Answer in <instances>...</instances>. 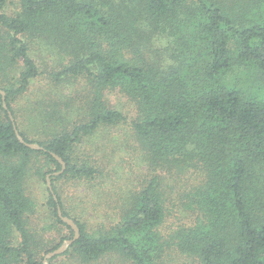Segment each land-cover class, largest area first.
<instances>
[{
	"label": "trees",
	"instance_id": "16d2710c",
	"mask_svg": "<svg viewBox=\"0 0 264 264\" xmlns=\"http://www.w3.org/2000/svg\"><path fill=\"white\" fill-rule=\"evenodd\" d=\"M8 2L0 264H45L73 238L58 205L80 237L49 264H264V0H20L13 13ZM112 91L134 115L112 107ZM28 95L24 126L16 103ZM122 151L139 171L118 220L72 214L57 182L100 178L97 190ZM31 172L46 183L42 214L25 190Z\"/></svg>",
	"mask_w": 264,
	"mask_h": 264
},
{
	"label": "rangeland",
	"instance_id": "374dc122",
	"mask_svg": "<svg viewBox=\"0 0 264 264\" xmlns=\"http://www.w3.org/2000/svg\"><path fill=\"white\" fill-rule=\"evenodd\" d=\"M19 2L20 0H9L7 8L8 12L13 13L14 11L18 10ZM109 98L112 107L119 109L128 116L134 115V109H132L131 107L132 103L127 97H125L118 91H112L108 94V99ZM30 100L31 96L28 95L20 98L18 100V103H16V106L21 109L19 118L20 123L24 126L28 124L25 118L29 115L28 107L30 105ZM124 127L128 128L127 125L123 124L122 128ZM28 132L30 133L31 137L33 136L34 138H40L38 133L35 134L30 131ZM112 132L113 134L115 133V136L117 137L115 142H117V140L121 138L120 130L118 133H116L115 129L112 128ZM100 136L101 134L98 136L97 141H95V146L99 145V143L101 142ZM114 146H120V144H114ZM98 151L99 150H96L95 152ZM100 153L101 152L97 153L96 155L99 158L101 157ZM120 155H122L123 159L125 160L121 164L115 165V167L114 165H110L106 168V170L108 171H106L104 181H106L107 184L105 185L103 182L100 185L98 184L99 186H97L99 188L97 190H95L96 186L91 189V184L95 183V181L97 180L100 183V178L93 182L84 181L82 182V184L81 182L79 183L75 181L65 180H59L57 182L60 189L65 190V193H67L65 197L66 206L72 214L77 216L86 214V216L89 217L90 223L93 225L105 219L110 221V223L108 222L109 225L115 223L118 220V217L124 209V196H122V193L125 192L129 187H131L130 184L134 183L133 179L135 177V173L139 171L136 167H134L136 163H134L132 158H130L132 156L131 153L129 154L125 151H122L120 152ZM134 155L135 153H133V156ZM116 160H118V158ZM41 162H43V160H41ZM112 167L114 168L112 169ZM166 181H168V177L166 178ZM45 188L46 183L42 178L37 176L36 173L31 172V174L28 175L26 179L25 190H27L28 195L37 203L39 214H42L44 212L43 210H45L44 204L47 199V190ZM112 191H114L116 199L117 193H120L121 201L117 199L115 202H112V204H108V198ZM167 191L171 198L172 194H176L177 192V185H170L169 190ZM92 203H95L96 206H92ZM109 206H111V208H108ZM104 213L105 216H103ZM59 260H57L56 263ZM109 260L111 262H114V258L108 257L105 258L100 264H110ZM124 264L129 263L125 262Z\"/></svg>",
	"mask_w": 264,
	"mask_h": 264
},
{
	"label": "water",
	"instance_id": "95a60500",
	"mask_svg": "<svg viewBox=\"0 0 264 264\" xmlns=\"http://www.w3.org/2000/svg\"><path fill=\"white\" fill-rule=\"evenodd\" d=\"M0 94L2 95V100H3V106L5 109L9 110L8 109V105H7V102H6V92L4 91V89H0ZM9 115H10V118L12 120H14L13 118V114L11 113V111H9ZM16 132H17V135L20 139V141L22 142H25L28 146L32 147V148H37V149H41L43 148L41 145H39L38 143H29V142H26L23 138V136L20 134V132L17 130L16 128ZM54 156L60 161V163L62 164V168L55 172L56 175H59L61 174L65 169H66V162L58 155L54 154ZM47 184L49 186V189L52 188V183H51V178H50V174L47 175ZM52 190V189H51ZM58 214L59 216L65 221L67 222L74 230V236L73 238H70V239H66L58 248L48 252L46 255H45V259H44V262L45 264H49V259L52 258L53 256L55 255H58V254H62L63 252H65L68 247L75 241L77 240L79 237H80V228L78 226V224L75 222V220L69 216H65L63 214V211L61 209V207L58 205Z\"/></svg>",
	"mask_w": 264,
	"mask_h": 264
}]
</instances>
